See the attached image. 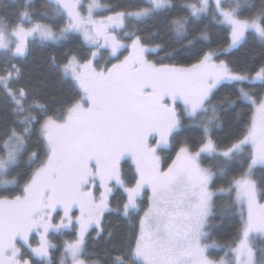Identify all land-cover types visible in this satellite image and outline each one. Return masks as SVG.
Instances as JSON below:
<instances>
[{"label":"snow or ice","instance_id":"1","mask_svg":"<svg viewBox=\"0 0 264 264\" xmlns=\"http://www.w3.org/2000/svg\"><path fill=\"white\" fill-rule=\"evenodd\" d=\"M205 20L225 26L226 48L211 46ZM148 24L155 30L146 39L140 26ZM80 41L86 54L69 47L49 58L67 96L25 80L34 46ZM249 42L258 59L246 56L242 67L220 59ZM0 64V104L12 118L0 126V190L19 191L0 196V264H55L52 240L69 230L75 238L63 241L59 264H101L88 243L92 232L97 242L105 233L108 244L117 240L106 213L129 233L103 264H264L256 244H264V0H89L86 10L82 0H23L13 17L0 14ZM229 86L235 98L221 95ZM241 105L251 122L221 147L212 138L220 114ZM186 124L202 129L199 143L181 140ZM166 152L175 154L170 163ZM225 199L221 215L239 206L241 224L222 246L209 241L216 201ZM214 249L224 255L213 258Z\"/></svg>","mask_w":264,"mask_h":264},{"label":"trees","instance_id":"2","mask_svg":"<svg viewBox=\"0 0 264 264\" xmlns=\"http://www.w3.org/2000/svg\"><path fill=\"white\" fill-rule=\"evenodd\" d=\"M23 0H0V14H7L9 17L14 16L15 8L22 3ZM37 4L41 3L42 0H35ZM89 0H82V3L84 4V7H87V3ZM117 2H123V0H100L101 4H116ZM180 0H177V3H179ZM5 5H8L7 8H5ZM105 14H111L110 12ZM182 14V13H181ZM207 25L209 29V33L212 39V47L215 49H223L227 47V31L225 26L218 25L214 23H210L208 20H205L204 23L200 27H204ZM157 26H161V24L158 22ZM154 31L152 24L148 25H142L140 26V32L141 34L147 39L149 31ZM164 31H162V35L164 34ZM125 43H130L129 40H125ZM171 41H168L164 47L165 49L168 48L169 44H171ZM82 41L75 44H69L66 46H61L59 48H48V49H41L39 46L33 47V54L31 57H29L28 61L23 64V69L25 71V80H29V76L31 77L32 83H37L41 87V89L45 93H52L57 96H67L68 95V88L66 84L63 81H60L56 74L50 70L49 65V58L51 55H56L57 59H61L63 57V54L65 51L68 50L69 47H74L75 49L79 50L82 54H86V49L81 47ZM180 51H183L182 49ZM123 55H127V51H123ZM260 55V48L259 45L254 42H249L248 45H246L242 49L233 50L229 53H222L220 56V59H224L230 64H233L237 67L243 66V60L247 56L249 59H251L252 56L259 58ZM165 52L161 51L159 54H150L149 59H152L153 61L164 58ZM108 59L107 56L101 60V63L103 64L104 61ZM121 59H123V56H121ZM183 60H186V58H182L181 62ZM0 67H2V64H0ZM234 89L230 86L225 88L224 92H221V95L224 94H233L234 97ZM252 117V109L248 105H241L240 107L236 108L235 111H229V113H221L220 114V120H219V127L213 129V139L217 144H219L221 147L224 146V143L228 140H230L233 136H240L242 135L247 127L249 126L251 122ZM11 116L6 115L5 110L2 107V104H0V126H2L5 122V120L11 121ZM190 123V122H189ZM202 129L199 128H191L186 124L184 129V135L181 136V140L185 138H189L196 143H199L200 137H201ZM163 155V160L167 161L168 163L171 162V158H174V152L171 153V158L169 157V154L166 152ZM205 167H211L212 162L209 160L204 163ZM27 167L26 162H22L21 169ZM122 169L126 177H131L134 174V166L131 163L129 159L125 160L122 163ZM239 171H235L232 173H229V175L226 178L218 177L217 178V186H227V181H230L233 176H239ZM259 175V173H257ZM19 191H3L0 190V196H12V195H18ZM119 197H117V200ZM233 199H234V193H233ZM116 200L112 201V207L116 206ZM230 203L228 200H217V216L218 219H216L213 223L215 225V228L212 232V241H215L216 243L220 245H227L233 242L236 235L238 234L240 230V210L239 206H236L235 208H232L226 215H221L220 208L223 204ZM146 207V204H145ZM78 215L79 212L75 211ZM58 219V218H57ZM138 224V221L136 222ZM104 224L106 225L107 229L112 231L114 235L117 237V240L114 241L112 244H108L107 241V234H104V239L97 240L95 239V232L91 233V238L89 239L88 243V250L90 253H93L95 251V258L98 256L101 260V264H103L104 260H108L110 258H115V256L120 253V250L122 247H126L127 241H123V243H120V239L123 236H126L129 233V226L128 224L123 220L122 217H120L116 213L105 214ZM32 240L33 246L36 245L38 242L39 237L35 236ZM74 233L72 231H67L63 235H58L57 237L53 238L52 242L57 245V249L53 251L52 256L53 260L55 261V264H59L60 260V252H61V246L63 244L64 240H72L74 239ZM257 247L264 246L261 241H257ZM107 249L108 252L106 253L104 250ZM109 253L111 256H109ZM224 255V252L222 250L219 251H213V258L219 259L221 256Z\"/></svg>","mask_w":264,"mask_h":264},{"label":"rangeland","instance_id":"3","mask_svg":"<svg viewBox=\"0 0 264 264\" xmlns=\"http://www.w3.org/2000/svg\"><path fill=\"white\" fill-rule=\"evenodd\" d=\"M87 8V7H86ZM86 8H85V10H86ZM86 14V13H85ZM97 18H99V17H97ZM123 51V50H122ZM181 107H182V105H181ZM125 160H127V159H125ZM125 160H122L121 161V165H122V163L125 161ZM130 160V159H129ZM131 161V160H130ZM131 163H132V161H131ZM133 164V163H132ZM134 166V165H133ZM92 191H93V193H94V195H96L97 197H99V195H100V190L98 189V185H97V187L96 188H92L91 189ZM262 203H264V201H262ZM74 211H77L78 212V209H74ZM79 214V213H78ZM258 241V240H257ZM257 241H256V243H257ZM219 250H221V249H214V250H212V251H219Z\"/></svg>","mask_w":264,"mask_h":264}]
</instances>
